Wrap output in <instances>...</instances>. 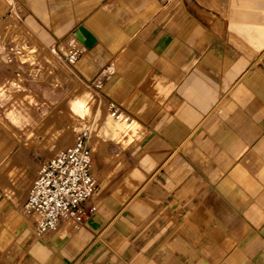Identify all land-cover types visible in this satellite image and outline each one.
<instances>
[{
	"label": "crops",
	"instance_id": "crops-1",
	"mask_svg": "<svg viewBox=\"0 0 264 264\" xmlns=\"http://www.w3.org/2000/svg\"><path fill=\"white\" fill-rule=\"evenodd\" d=\"M14 14L62 61L82 49L75 75L129 115L105 136L142 140L102 186L93 165L95 212L38 237L43 160L0 122V264H264V0H0Z\"/></svg>",
	"mask_w": 264,
	"mask_h": 264
},
{
	"label": "rangeland",
	"instance_id": "rangeland-1",
	"mask_svg": "<svg viewBox=\"0 0 264 264\" xmlns=\"http://www.w3.org/2000/svg\"><path fill=\"white\" fill-rule=\"evenodd\" d=\"M0 32L3 39L20 41L24 54L19 59L26 62L21 67L18 62V66L0 64V122L34 153L38 162L70 146L76 132L84 128L92 134L90 144L101 186L107 173L117 177L124 162L129 166V153L138 159L140 131H129L119 142L103 134L109 120L119 121L110 114L109 100L102 89L75 75L72 66L24 29L17 14L0 23ZM124 117L128 119L129 115ZM133 125L140 128L136 121ZM12 173H7L8 180L16 183L19 176ZM120 182L110 180L107 188Z\"/></svg>",
	"mask_w": 264,
	"mask_h": 264
},
{
	"label": "built area",
	"instance_id": "built-area-1",
	"mask_svg": "<svg viewBox=\"0 0 264 264\" xmlns=\"http://www.w3.org/2000/svg\"><path fill=\"white\" fill-rule=\"evenodd\" d=\"M81 53V48L72 45L64 56V63L73 66ZM23 54L19 42L0 37V62L24 64L26 62L19 59ZM91 84L102 89L103 80L98 78ZM108 110L116 120L124 118V111L117 102L110 101ZM91 137L89 129L78 130L70 146L41 162L23 206L25 215L34 224L36 236L56 233L66 222L80 225L97 210L91 203L99 188Z\"/></svg>",
	"mask_w": 264,
	"mask_h": 264
},
{
	"label": "water",
	"instance_id": "water-1",
	"mask_svg": "<svg viewBox=\"0 0 264 264\" xmlns=\"http://www.w3.org/2000/svg\"><path fill=\"white\" fill-rule=\"evenodd\" d=\"M75 37L86 47L92 48L96 42V36L85 26L80 25L75 32Z\"/></svg>",
	"mask_w": 264,
	"mask_h": 264
},
{
	"label": "bare ground",
	"instance_id": "bare-ground-1",
	"mask_svg": "<svg viewBox=\"0 0 264 264\" xmlns=\"http://www.w3.org/2000/svg\"><path fill=\"white\" fill-rule=\"evenodd\" d=\"M123 120H127V118L124 117L122 120H118V121H123Z\"/></svg>",
	"mask_w": 264,
	"mask_h": 264
}]
</instances>
